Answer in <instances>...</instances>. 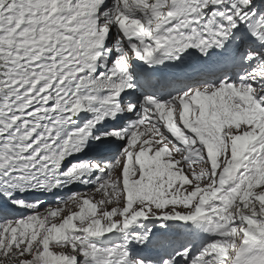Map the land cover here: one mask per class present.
<instances>
[{
  "label": "snow or ice",
  "instance_id": "6c2138e0",
  "mask_svg": "<svg viewBox=\"0 0 264 264\" xmlns=\"http://www.w3.org/2000/svg\"><path fill=\"white\" fill-rule=\"evenodd\" d=\"M193 50L219 71L124 98ZM0 264H264V0H0Z\"/></svg>",
  "mask_w": 264,
  "mask_h": 264
},
{
  "label": "bare ground",
  "instance_id": "6f19581e",
  "mask_svg": "<svg viewBox=\"0 0 264 264\" xmlns=\"http://www.w3.org/2000/svg\"><path fill=\"white\" fill-rule=\"evenodd\" d=\"M15 214H16V217H18V216H21V215H26L27 212L22 210V209H18V211ZM12 216H14V213H13Z\"/></svg>",
  "mask_w": 264,
  "mask_h": 264
},
{
  "label": "rangeland",
  "instance_id": "374dc122",
  "mask_svg": "<svg viewBox=\"0 0 264 264\" xmlns=\"http://www.w3.org/2000/svg\"><path fill=\"white\" fill-rule=\"evenodd\" d=\"M46 206H48V205H46ZM45 207V206H44ZM55 207V206H54ZM42 209H40V211H41ZM43 211V210H42Z\"/></svg>",
  "mask_w": 264,
  "mask_h": 264
}]
</instances>
